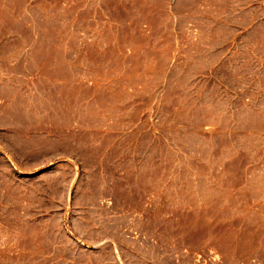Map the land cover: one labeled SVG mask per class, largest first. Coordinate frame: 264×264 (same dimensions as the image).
Here are the masks:
<instances>
[{
	"label": "rangeland",
	"instance_id": "374dc122",
	"mask_svg": "<svg viewBox=\"0 0 264 264\" xmlns=\"http://www.w3.org/2000/svg\"><path fill=\"white\" fill-rule=\"evenodd\" d=\"M0 264H264V0H0Z\"/></svg>",
	"mask_w": 264,
	"mask_h": 264
},
{
	"label": "built area",
	"instance_id": "2783aa9c",
	"mask_svg": "<svg viewBox=\"0 0 264 264\" xmlns=\"http://www.w3.org/2000/svg\"><path fill=\"white\" fill-rule=\"evenodd\" d=\"M198 257H200V256H198ZM197 257V260L199 261V258Z\"/></svg>",
	"mask_w": 264,
	"mask_h": 264
},
{
	"label": "crops",
	"instance_id": "0c3cea01",
	"mask_svg": "<svg viewBox=\"0 0 264 264\" xmlns=\"http://www.w3.org/2000/svg\"><path fill=\"white\" fill-rule=\"evenodd\" d=\"M259 105H261V104H259Z\"/></svg>",
	"mask_w": 264,
	"mask_h": 264
}]
</instances>
